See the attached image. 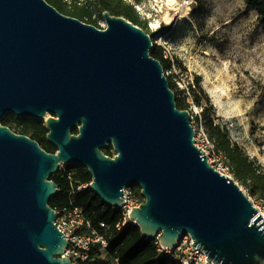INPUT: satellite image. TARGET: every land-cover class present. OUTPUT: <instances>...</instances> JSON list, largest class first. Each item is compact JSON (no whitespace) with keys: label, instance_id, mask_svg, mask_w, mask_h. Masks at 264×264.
Listing matches in <instances>:
<instances>
[{"label":"water","instance_id":"obj_1","mask_svg":"<svg viewBox=\"0 0 264 264\" xmlns=\"http://www.w3.org/2000/svg\"><path fill=\"white\" fill-rule=\"evenodd\" d=\"M103 17L98 28L46 0H0V264H73L49 205L62 164L86 168L114 209L138 186L144 201L130 217L149 240L162 233L174 248L190 234L209 262L264 264V217L197 145L151 36ZM8 114L45 120L58 152L3 126Z\"/></svg>","mask_w":264,"mask_h":264},{"label":"rangeland","instance_id":"obj_2","mask_svg":"<svg viewBox=\"0 0 264 264\" xmlns=\"http://www.w3.org/2000/svg\"><path fill=\"white\" fill-rule=\"evenodd\" d=\"M79 1L105 28L97 2ZM125 1L147 21L154 45L174 58L165 74L185 91L194 128L204 129L210 139L207 122L219 125L264 171V28L258 10L248 0ZM9 115L15 119L10 127L23 121ZM204 138L201 134L200 143ZM218 155L215 166L226 168L224 157ZM68 166L61 165L63 173L69 172ZM251 198L259 213H264L263 203Z\"/></svg>","mask_w":264,"mask_h":264},{"label":"trees","instance_id":"obj_3","mask_svg":"<svg viewBox=\"0 0 264 264\" xmlns=\"http://www.w3.org/2000/svg\"><path fill=\"white\" fill-rule=\"evenodd\" d=\"M64 15L77 18L84 23L101 28L93 18V13L87 6H81L79 0H46ZM88 1V0H86ZM100 9L108 11L113 16L123 17L134 25L143 29L150 35L148 23L142 20L133 5L125 0H94ZM249 6L258 10V20L264 28V0H248ZM164 49L160 45H154L150 54L159 60L164 70L173 66L172 61L164 57ZM170 88L176 95L177 107L181 110L190 111V102L183 94L185 91L179 89L175 82L167 76ZM15 122L12 115L4 118L1 122L3 126L15 129V133L21 135L30 134V138L43 143V149L48 153H56L57 148L50 144L43 133L42 123L23 120L14 127H10ZM207 132L210 140L218 154L225 159V164L230 170L232 178L243 189H247L249 197H254L264 205V171L247 155L244 150L234 143L229 133L214 122H207ZM45 134V132H44ZM106 155L112 156V148L104 151ZM69 172H74L72 178L62 177L61 173L53 175V180L59 187V194L52 198L49 205L54 210H62L77 205L83 207L89 215L93 225L98 228L99 233L108 242V247L101 250L100 245L93 248L88 260L81 264H177L168 259H161L155 241L147 240L141 233V229L136 226H128L121 231L116 229L121 220L122 212L106 205L91 189L86 187L78 190L79 185L91 184L92 176L89 171L81 166H68ZM245 189V190H246ZM136 190V189H135ZM139 191V190H136ZM100 223H105L106 229L99 227ZM105 255V256H104ZM116 260H118L116 262Z\"/></svg>","mask_w":264,"mask_h":264},{"label":"built area","instance_id":"obj_4","mask_svg":"<svg viewBox=\"0 0 264 264\" xmlns=\"http://www.w3.org/2000/svg\"><path fill=\"white\" fill-rule=\"evenodd\" d=\"M186 3L190 4L189 2ZM164 57L174 63V58L166 51H164ZM51 116L52 115L48 113L45 119ZM195 132L197 145L205 151L208 156L209 163L221 174L232 177L228 167L224 168L223 166H215V163L219 161L220 157L204 129H201L200 132L195 129ZM201 134L205 136L202 143H200L199 139ZM60 173L62 177H68L69 179L72 178V173L67 171L63 173L62 168H60ZM88 186L89 184L79 185L77 189L81 190ZM124 193L126 195L124 196V204L120 208L122 217L116 226L118 231H121L130 225L138 227L137 222L134 221L130 215L133 208L140 207L141 203L144 201L141 189L136 191L133 187L126 188L124 189ZM245 194L247 195L246 192ZM249 199L253 202L251 197H249ZM55 211L58 216L55 224L58 229L63 232L69 242V248L65 251L64 257L70 258L73 264H81L82 262L88 260L90 252L93 248L99 245L102 251L108 247V242L99 233L98 228L93 225L89 215L83 207L72 205L69 208ZM99 227L106 229L107 226L105 223H100ZM161 235L162 233H160L154 240L161 259L172 260L177 264H215L207 260L208 256H206V253L202 249L193 245L195 242L190 234L182 235L180 241L177 242L174 248L163 246L160 242ZM145 239L149 240L147 237H145ZM117 261L118 260H116V262Z\"/></svg>","mask_w":264,"mask_h":264},{"label":"flooded vegetation","instance_id":"obj_5","mask_svg":"<svg viewBox=\"0 0 264 264\" xmlns=\"http://www.w3.org/2000/svg\"><path fill=\"white\" fill-rule=\"evenodd\" d=\"M30 122H39V123H42V129H40V131L43 133V135L42 136H45V138H46V140H47V135H48V131H47V126H46V122H45V120L44 121H30ZM44 132H45V134H44ZM72 133L73 134H78V131L77 130H73L72 131ZM48 141V140H47ZM39 145L41 146V147H43V143L41 142V143H39ZM110 148H112V146L110 147ZM109 148V149H110ZM113 150V149H112ZM115 155V153H113V155L111 156V157H113ZM135 189L136 190H139V187L138 186H136L135 187Z\"/></svg>","mask_w":264,"mask_h":264},{"label":"bare ground","instance_id":"obj_6","mask_svg":"<svg viewBox=\"0 0 264 264\" xmlns=\"http://www.w3.org/2000/svg\"><path fill=\"white\" fill-rule=\"evenodd\" d=\"M169 2H172V1H174V0H168ZM263 217H264V213H260Z\"/></svg>","mask_w":264,"mask_h":264}]
</instances>
